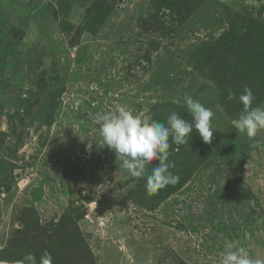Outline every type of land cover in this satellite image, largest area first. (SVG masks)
Segmentation results:
<instances>
[{"label": "rangeland", "instance_id": "rangeland-1", "mask_svg": "<svg viewBox=\"0 0 264 264\" xmlns=\"http://www.w3.org/2000/svg\"><path fill=\"white\" fill-rule=\"evenodd\" d=\"M245 87L264 106V0H0V260L221 264L228 242L264 260V133L253 148L232 124ZM185 96L212 141L170 138L180 181L149 195L157 162L132 177L96 116L191 122Z\"/></svg>", "mask_w": 264, "mask_h": 264}, {"label": "clouds", "instance_id": "clouds-1", "mask_svg": "<svg viewBox=\"0 0 264 264\" xmlns=\"http://www.w3.org/2000/svg\"><path fill=\"white\" fill-rule=\"evenodd\" d=\"M236 94L229 90L228 99ZM242 111L237 119L232 121L235 129L252 141L251 147H256L257 137L264 133V106L253 107L255 97L250 88L245 87L238 97ZM187 111L192 117L191 122L171 112L166 123L151 120L135 114L125 105H117L114 111L97 114L96 124L104 147L110 149L119 159L121 166L134 178H144L146 168L152 162L151 173L146 176V191L149 195L157 194L159 190L180 181L179 175L173 174L174 167L169 158L171 142L177 145L188 144L195 130L205 144H210L213 137L212 120L214 113L191 96L184 97ZM221 264H264V260L253 259L244 247H234L226 243L221 254ZM52 255L45 251L39 258V264H52ZM0 264H7L0 260ZM16 264H37L34 254L28 253Z\"/></svg>", "mask_w": 264, "mask_h": 264}, {"label": "trees", "instance_id": "trees-1", "mask_svg": "<svg viewBox=\"0 0 264 264\" xmlns=\"http://www.w3.org/2000/svg\"><path fill=\"white\" fill-rule=\"evenodd\" d=\"M58 87V83L49 82L47 85V89L45 90L44 94L41 96V103H44L46 100L51 98L53 91Z\"/></svg>", "mask_w": 264, "mask_h": 264}]
</instances>
